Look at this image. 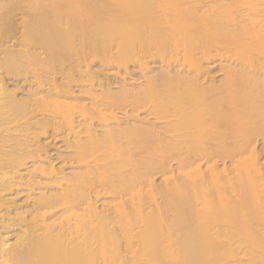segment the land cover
<instances>
[{"label":"bare ground","instance_id":"bare-ground-1","mask_svg":"<svg viewBox=\"0 0 264 264\" xmlns=\"http://www.w3.org/2000/svg\"><path fill=\"white\" fill-rule=\"evenodd\" d=\"M261 141L264 0H0V264H264Z\"/></svg>","mask_w":264,"mask_h":264},{"label":"rangeland","instance_id":"rangeland-1","mask_svg":"<svg viewBox=\"0 0 264 264\" xmlns=\"http://www.w3.org/2000/svg\"><path fill=\"white\" fill-rule=\"evenodd\" d=\"M111 69V68H110ZM133 68H131L130 69V72L133 74V75H138L139 74V71L138 70H135V69H133ZM153 69L154 70H158L159 69V67L158 66H154L153 67ZM112 70H113V72L115 71V68H112ZM135 71V72H134ZM138 71V72H137ZM116 72V71H115ZM214 73V72H213ZM220 79L221 78H217V80L218 81H220ZM114 81V80H113ZM23 87V86H22ZM113 88H115L114 90H117V87L116 86H113L112 87V89ZM143 117V116H142ZM51 139H53V138H51ZM62 139L60 138V137H58L57 139H55V141H54V143H57V147L58 146H62L61 145V143H60V141H61ZM263 142L261 141V142H259L258 143V152H259V158L260 159H262L261 161L262 162H264V145L262 144ZM56 147V148H57ZM51 149H54V147H52ZM138 151V150H137ZM138 152H141V151H138ZM51 156H53L54 157V159H55V157H56V155H55V153L54 152H52L51 153ZM218 161V163L221 165L222 164V161H220V160H217ZM59 161H57V163H58ZM221 162V163H220ZM261 162V163H262ZM264 164V163H263ZM228 166H229V164H228ZM160 181L161 180H159V177H156V182H157V184H159L160 183ZM112 184V183H111ZM110 184V185H111ZM114 184H115V182H114ZM45 185V184H44ZM39 186H40V188H42V187H45V186H43V184H39ZM42 186V187H41ZM114 186H117V184L116 185H114ZM38 187V186H37ZM36 187V188H37ZM16 189V188H15ZM18 190H20L21 191V193L20 194H18V195H14V197H13V199H14V201L16 202V204L17 205H19V206H25L26 205V203H25V200H26V195H27V193H28V188L27 187H18L17 188ZM128 201H129V199H128ZM145 201L147 202V200H146V196H145ZM145 202V203H146ZM161 202V201H160ZM1 209H3V207H1Z\"/></svg>","mask_w":264,"mask_h":264}]
</instances>
